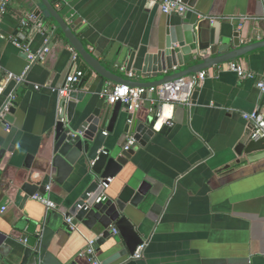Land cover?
Masks as SVG:
<instances>
[{"label": "crops", "instance_id": "0c3cea01", "mask_svg": "<svg viewBox=\"0 0 264 264\" xmlns=\"http://www.w3.org/2000/svg\"><path fill=\"white\" fill-rule=\"evenodd\" d=\"M55 1L66 23L103 67L143 84L214 58L220 40L230 39L234 33L243 45L264 40V0H191L192 7L184 5L186 13L181 16L194 25L195 43L191 55L185 57L186 66L153 78L142 74V69L145 58L159 51L165 40L167 16L158 0ZM38 10L45 17L36 0H10L0 18V111L10 95L17 99L9 120L4 121L9 132L0 121V151H4L0 202L8 197L0 209V264L28 236L30 223L45 220L48 214L54 224L65 221L60 208L70 209L81 193L79 183L86 169L74 171L62 186H47L46 195L58 206L56 211H47L31 198L22 209L14 204L19 183L39 171L51 154L57 90L75 69L83 71V80L71 91L84 94L88 110L93 112L98 104L108 106L101 92L112 84L90 70L79 56L73 61L74 51L64 39L51 38L46 32L28 40L26 27L37 21L34 14ZM20 34L26 37L23 43ZM44 47L47 52L30 66L24 53L34 56ZM179 61L182 63V56ZM231 62L251 72L253 78L238 79L228 68L230 62L205 70L206 78L194 92L191 105L166 109L172 126L165 120L156 123L155 136L144 146L136 144L132 158L113 178L106 192L109 197L117 198L124 189H136L145 181L162 207L155 223L139 217L138 231L146 244L142 258L124 256L114 264H264V158L249 161L262 151L250 156L236 153L239 145L251 142L242 115L264 107V94L256 87L264 78V48ZM8 73L25 74L24 81L6 82ZM120 117H128L124 107ZM132 117L139 122L152 119L149 101L144 100ZM128 137L123 125L116 124L105 135L103 147H124ZM22 217L29 224L21 230L17 224ZM57 226L49 251L63 263L75 258L77 264H93L86 259L87 240L97 239L102 230L79 225V232L69 234L56 230ZM115 238L117 245L106 240L98 248L94 260L99 264L125 250L123 241Z\"/></svg>", "mask_w": 264, "mask_h": 264}, {"label": "water", "instance_id": "95a60500", "mask_svg": "<svg viewBox=\"0 0 264 264\" xmlns=\"http://www.w3.org/2000/svg\"><path fill=\"white\" fill-rule=\"evenodd\" d=\"M28 2L29 0H23ZM40 5V10L45 12V17L40 16V11L35 12L34 24H28L27 39H32L38 33L49 32L51 38L60 37L65 43L72 47L73 51L94 73L105 80L114 84L127 85L130 87H154L178 78L186 77L196 72L221 66L224 63L235 61L256 50L264 48V40L243 45L238 33H234L230 39H221L220 45L216 47L214 58L193 65L184 70H178L166 77L160 78L149 83H138L123 79L102 66V64L82 45L81 41L67 23L65 17L56 7L55 0H36ZM187 7H192L191 0H181ZM167 16V15H166ZM194 25L185 21L181 16H167L165 40L163 47L153 55L145 58L142 74L151 75L153 78L161 76L163 72L168 73L174 67L186 66L185 57L191 55V45L195 43L192 33ZM25 36L20 34L18 39L21 43ZM28 58V53H24ZM182 56V63L179 61ZM30 66L36 61L31 62ZM17 104V99L12 102V108L5 117L9 120V115ZM121 103L108 105L106 108L100 106L95 111L89 112V100L85 99L84 94L71 91L67 97L59 98L56 123L54 125L51 154L47 162L37 172H32L14 190V204L18 209H22L24 203L33 195L46 194V187L54 184L62 186L64 181L74 172L86 174L79 183L81 193L70 209L60 208L63 211L64 219L72 216L73 221L67 224L65 221L54 224L52 214L44 220H37L29 225L28 236L24 235L21 239L22 244L12 248L11 256L5 260V264H77L75 258H71L65 263L60 261L52 252L49 251L51 239L57 229L74 233L71 226H83L93 231L94 229L102 232L94 241V255H87L86 259L92 261L95 253L106 240L117 245V239L112 234L111 228L118 231L117 237L124 243L125 250L113 255L101 264H114L124 256H132L136 248L143 244V239L138 231L141 226L140 215L152 222L158 220L162 212V207L157 204L150 185L142 182L136 189H124L117 198H111L105 191V201L95 204V200L102 194L100 186L101 180L105 182L108 178H115L128 163L134 154L136 144L144 146L152 139L156 132L153 128L156 119H147L139 122L133 117H120ZM66 111V114H65ZM128 121H131L128 123ZM118 125H123L127 135L132 136L134 145L128 150L123 151L122 146L113 149L104 148V132L112 133ZM163 127L160 133H163ZM262 153L249 157L256 161L264 158V140L251 141L247 146L239 145L236 149L237 155H251L255 152ZM4 151H0V159L3 158ZM8 197H4L0 202V209L4 207ZM78 206H82L78 209ZM88 207L87 210L84 208ZM148 211L145 213L144 210ZM59 223V224H58ZM29 224L27 218L19 219L17 227L24 229ZM27 239H30L29 242ZM112 245V246H113Z\"/></svg>", "mask_w": 264, "mask_h": 264}, {"label": "built area", "instance_id": "2783aa9c", "mask_svg": "<svg viewBox=\"0 0 264 264\" xmlns=\"http://www.w3.org/2000/svg\"><path fill=\"white\" fill-rule=\"evenodd\" d=\"M10 0H0V18L6 13L7 5ZM161 12L164 15H177L183 16L186 13V7L181 3V0H158ZM25 24L24 22L22 23ZM14 44L25 50L23 46L14 41ZM44 52H47V47L37 55L31 56L28 55V59L31 62L37 61L41 59V56ZM78 59V55L73 52L72 60L76 61ZM30 65V63H29ZM29 68V67H28ZM27 68V69H28ZM231 71L235 72L238 79H252L253 74L248 72L237 64L230 62L229 67ZM27 71V70H26ZM25 75V74H24ZM24 75L16 76L11 73H8L5 77V81L15 82L16 84H21L24 81ZM129 77L132 78V74L129 73ZM84 78V73L81 70L75 69L70 75L66 77L64 84L57 90V94L59 98L67 97L71 92L74 85L81 83ZM206 78V71L202 70L196 72L194 74L188 75L186 77L178 78L170 82L163 83L154 87H130L127 85H119V84H110L108 83L105 88L101 92V98L106 101L108 105H115L116 103H121L127 114L132 117L136 111L140 108L141 103L144 100H148L153 112V118L156 119V123H164L171 127L172 124L168 119V115L166 117L165 110L176 105L182 106H190L192 103L193 94L196 89L204 82ZM256 87L259 89L261 93L264 94V78L260 79L256 83ZM35 90H39V86L34 87ZM1 92V89H0ZM16 97L12 94L10 95L5 104L0 111V121H5V117L9 113V110L12 108V102L15 101ZM60 110H58V113ZM243 119L246 121L249 127V136L251 141H259L264 140V107H259L254 109L252 112L243 114ZM131 121H128L130 123ZM5 123V122H4ZM155 123V124H156ZM6 132L10 131V126L5 123ZM104 135L106 133L104 132ZM134 140L132 136H129L126 140V143L123 147V151H128L133 145ZM113 182V178H108L103 182L101 180L100 186L102 187V194L95 200V204H99L105 201V191L109 188L110 184ZM46 193L49 192V188L46 187ZM31 199L45 207L47 211H56L58 206L50 200V198L45 194H35L31 197ZM82 206H78V209H81ZM88 207L84 209L87 210ZM67 224H71L73 221V217L69 216L64 219ZM71 230L74 232H79L77 226H71ZM111 232L113 235H118V231L112 227ZM88 248L87 255H94V241L87 240ZM146 244L139 245L134 254L128 259H136L139 260L142 258L143 251L145 249ZM93 264H99L97 261L93 259Z\"/></svg>", "mask_w": 264, "mask_h": 264}]
</instances>
